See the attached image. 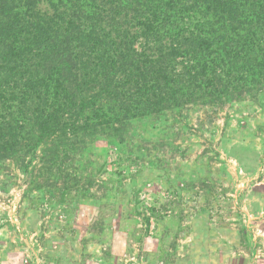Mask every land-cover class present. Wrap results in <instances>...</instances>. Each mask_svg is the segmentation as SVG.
<instances>
[{"label":"rangeland","instance_id":"rangeland-1","mask_svg":"<svg viewBox=\"0 0 264 264\" xmlns=\"http://www.w3.org/2000/svg\"><path fill=\"white\" fill-rule=\"evenodd\" d=\"M64 142L0 163V264H264V89Z\"/></svg>","mask_w":264,"mask_h":264},{"label":"trees","instance_id":"trees-1","mask_svg":"<svg viewBox=\"0 0 264 264\" xmlns=\"http://www.w3.org/2000/svg\"><path fill=\"white\" fill-rule=\"evenodd\" d=\"M263 89L264 0H0V163Z\"/></svg>","mask_w":264,"mask_h":264},{"label":"crops","instance_id":"crops-1","mask_svg":"<svg viewBox=\"0 0 264 264\" xmlns=\"http://www.w3.org/2000/svg\"><path fill=\"white\" fill-rule=\"evenodd\" d=\"M95 243H97V242H95ZM98 245V244H97Z\"/></svg>","mask_w":264,"mask_h":264}]
</instances>
